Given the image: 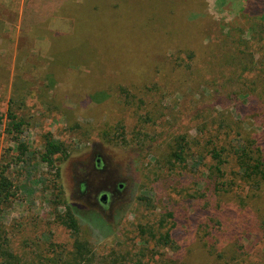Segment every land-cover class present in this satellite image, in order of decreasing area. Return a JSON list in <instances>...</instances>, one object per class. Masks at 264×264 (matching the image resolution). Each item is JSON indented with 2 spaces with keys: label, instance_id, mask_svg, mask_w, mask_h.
Wrapping results in <instances>:
<instances>
[{
  "label": "rangeland",
  "instance_id": "rangeland-1",
  "mask_svg": "<svg viewBox=\"0 0 264 264\" xmlns=\"http://www.w3.org/2000/svg\"><path fill=\"white\" fill-rule=\"evenodd\" d=\"M248 97L264 111V0H0V243L20 264H75V237L94 264H212L237 247L264 263V185L203 199V126L236 105L234 125L259 134ZM49 140L65 153L46 158Z\"/></svg>",
  "mask_w": 264,
  "mask_h": 264
},
{
  "label": "trees",
  "instance_id": "trees-1",
  "mask_svg": "<svg viewBox=\"0 0 264 264\" xmlns=\"http://www.w3.org/2000/svg\"><path fill=\"white\" fill-rule=\"evenodd\" d=\"M187 21V20H186ZM189 22V21H187ZM190 24V22H189ZM188 27L186 26V29ZM188 31V36L193 40L194 34ZM250 97V96H249ZM248 97L247 105L250 115L259 119L258 127L260 129L259 134H245L242 128L234 125L232 118L234 113L244 116L239 111L237 106L230 110H225L228 106L220 107L221 112L212 118V122L203 126L206 131V141L204 144L205 156L203 160H207V168H205L206 176L203 180L204 197L217 198L221 193H226L233 189L236 181L244 182L252 190V195L261 190L264 185V111L263 105L259 100H252ZM253 97V96H251ZM225 101H228L226 99ZM11 101L8 103L6 111V118L10 125V131L13 134L20 135L22 133L23 123L18 120L14 111L11 108ZM243 119V118H242ZM20 147H24L20 145ZM45 157L50 158L54 155H63L64 148L62 145L55 143L54 141H47L45 145ZM190 150L189 142L186 138L181 137L176 140L174 151H172L171 157L173 160L182 162L185 158L186 152ZM12 190V184L10 179L5 175V169L1 167L0 170V205L9 201ZM205 206H207L205 204ZM70 209V208H69ZM214 213V211H213ZM172 219V214H165L159 219L156 225V242L162 245H172L173 237L170 228L162 231L165 226V217ZM69 219V216L66 218ZM214 219L209 218L205 225L202 226L203 233L206 237H210L213 230L218 231ZM64 223L68 221L63 219ZM77 230L79 223H76ZM143 234V230L141 231ZM260 242L264 247V219L261 220L259 225ZM152 238H155L153 235ZM211 240V239H208ZM0 243V261L1 264H20V257L17 256L11 249L8 241H1ZM237 247V246H236ZM239 250V247H237ZM235 248L231 253H217L213 257L212 264H253L255 261H251L250 256H237ZM247 255V254H245ZM68 261L75 264H94L96 255L91 249L87 241L81 240L75 237L73 241L72 251L69 253ZM264 259V258H263ZM140 263V261L138 262ZM255 264V263H254ZM261 264H264L263 262Z\"/></svg>",
  "mask_w": 264,
  "mask_h": 264
},
{
  "label": "flooded vegetation",
  "instance_id": "flooded-vegetation-1",
  "mask_svg": "<svg viewBox=\"0 0 264 264\" xmlns=\"http://www.w3.org/2000/svg\"><path fill=\"white\" fill-rule=\"evenodd\" d=\"M119 187H121V185L119 186ZM105 199H106V194H103L101 197H100V201L101 202H103V201H105Z\"/></svg>",
  "mask_w": 264,
  "mask_h": 264
}]
</instances>
